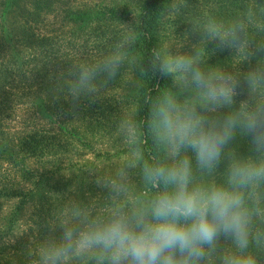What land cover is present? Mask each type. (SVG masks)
Wrapping results in <instances>:
<instances>
[{
	"label": "rangeland",
	"instance_id": "374dc122",
	"mask_svg": "<svg viewBox=\"0 0 264 264\" xmlns=\"http://www.w3.org/2000/svg\"><path fill=\"white\" fill-rule=\"evenodd\" d=\"M141 1L42 0L36 23L33 24L38 42L34 41L28 46L25 42H17V37L8 39L11 34L7 33L5 27L10 29L12 20H14L12 24L18 26L24 9L32 8V4L29 0H16L14 5L6 6V2L0 0V69L4 72L7 71V66L9 69L14 66L11 53L15 44L18 49L23 50L18 51L19 56L22 53L28 54L25 58L28 60L34 55L35 60L42 63L43 68L47 66L48 81L55 80V74H58L55 56L60 55V61L65 62L68 59L66 52H72L74 58L82 60L87 58L88 64L93 62L97 65L109 58L122 60L126 56L124 43L121 49L118 46L113 51L106 49L104 44L108 39H115L118 35L125 34L127 37V33L132 31V22L138 14ZM217 2L218 0H171L161 19L157 38L164 64L170 73L167 90L182 111L187 110L189 104H197L187 103V95L193 98L190 101L200 100L198 104L207 108V112L220 108L228 100L220 99L212 104L206 90L195 86L191 83L190 74L182 73L175 67V61L180 57L189 58L193 63H197L200 55L194 53L202 52V56L204 55L203 40L223 36L226 30L222 23L213 20L203 27L201 26L203 20L201 25L198 18L195 20L201 12L203 14L204 9H214ZM97 7L110 8L105 13L106 17H110L109 20L102 24L100 29L93 23L86 32L77 33L76 22L72 18L80 12H91ZM190 7L196 11L195 18L192 19L187 18L190 12L187 8ZM13 10L16 12H12ZM104 29L108 35L100 36L99 34L104 33L99 31ZM213 31L216 35H213ZM104 48L110 53H104L102 51ZM237 50L241 52L245 49L241 45ZM221 60L218 59L219 64L216 63L214 67L201 72L212 82H217L221 77H230V84L233 87L230 96L232 98L236 93L233 82L239 72L231 65L230 72L225 73ZM127 62V67L121 72L120 80L114 87L97 85L92 88L90 100L96 109L93 112L90 110L91 114L85 115L87 117L83 116L87 110L82 99L80 100L82 96L73 97L76 91L68 81V75L65 80L69 84L67 91L57 86L59 95L53 103L55 93L50 89L51 85L48 88L42 85L43 88L39 91L37 81L33 79L32 73H28L30 69L25 78L22 77V81L17 77L9 85H4L9 87L7 88L9 93L0 95V98H7L5 103L0 102V228L5 216L21 200L23 196L21 192L25 193L27 192L25 190H28L30 183L23 180L25 177L22 176L21 168L41 170L51 179L58 175L61 180L59 184L57 183L59 187L57 194L56 187H47L48 198L43 204L38 201L33 203V199H30L19 209L20 214L12 231L6 238L0 240L1 264L8 256L15 258L17 262L14 264H50L46 253L60 246L59 243L53 246V243L60 241L64 243L63 233L66 228L83 229L85 217L91 220L98 216H107L109 210L116 205L131 204L134 198L141 197L139 187H148L141 175L137 176L139 185L136 182L131 183L132 176L129 175L131 166L139 160L140 152L134 146V141L138 138V120L136 105L132 102L134 99L132 92L137 79L133 72L132 59L128 58ZM24 67L31 68L32 65L25 63ZM64 71L65 69H61V73ZM241 93L246 96V102L256 97L254 90L248 91L245 86ZM199 96L200 98H195ZM38 98L44 101V104L41 102V105H38L40 112L33 104L34 101H39ZM193 109L203 116L196 107ZM33 132H40L44 136L41 159L36 161L25 158L24 162L22 151L17 146L18 140L24 134ZM165 150V158L170 164L172 161L168 157L166 146ZM11 152L16 153L13 155L17 156V163L11 158ZM184 155L191 156V153ZM194 161L193 157V182L202 185L213 184V173L198 171L200 168L194 165ZM55 169L58 171L55 172ZM64 182L67 186H63ZM113 184L123 185L126 191L116 192ZM255 188L248 187L244 190L247 206L253 204L254 196L258 198ZM53 193L55 194L52 195ZM77 212L80 215H76ZM251 213L250 245L248 244L245 254L251 255L256 264H264V241L252 245L253 238H258V229H262L264 225V215L260 211ZM74 218H78V221H74ZM41 223L43 225H40ZM236 252L234 242L230 238L222 237L215 250H209L202 264H222L223 256ZM90 258H96L94 252L78 254L73 249L57 264H88Z\"/></svg>",
	"mask_w": 264,
	"mask_h": 264
},
{
	"label": "clouds",
	"instance_id": "9594fccd",
	"mask_svg": "<svg viewBox=\"0 0 264 264\" xmlns=\"http://www.w3.org/2000/svg\"><path fill=\"white\" fill-rule=\"evenodd\" d=\"M221 42L227 41L221 37ZM117 63V58H109L104 68L114 75ZM175 67L190 74L191 83L206 90L212 104L233 92L230 77L212 82L189 58H178ZM94 76L95 69L85 68L81 81ZM238 126L247 130L254 145L264 147V112L243 121L231 115L221 121L194 109L182 111L171 95L158 98L150 130L154 143L167 147L172 163H143V180L154 195L137 197L130 206L118 204L107 216L85 217L83 229L66 228L64 243L46 253L47 261L57 264L75 249L78 254L94 252L99 264H202L224 237L234 242L237 252L223 256L222 264H256L245 254L252 213L244 190L264 179V163H234L226 186L195 184L192 178V158L199 168L211 170ZM112 187L126 191L120 184Z\"/></svg>",
	"mask_w": 264,
	"mask_h": 264
},
{
	"label": "trees",
	"instance_id": "16d2710c",
	"mask_svg": "<svg viewBox=\"0 0 264 264\" xmlns=\"http://www.w3.org/2000/svg\"><path fill=\"white\" fill-rule=\"evenodd\" d=\"M29 1L32 4V8L24 9L18 22L19 25L14 26V24H12L14 20H12L10 22V29L5 27L7 33L11 34V37L8 36V39L11 40L13 37H17V42H25L28 46L34 41L38 42V36L34 31L33 24L36 23V16L39 14L42 6V0ZM4 2H6V6H10L14 5L16 0H4ZM170 2L171 0H142L138 14L132 22V31L127 33V37L125 34L118 35L117 38L108 39L105 42L104 47L112 51L118 46L120 47L119 49H121V45L124 43L123 47L126 51V56L122 60H118L114 75L110 74V70L104 68L105 62L108 59L99 64L97 63V65L93 62L88 64V62H86L88 61L87 58L84 60L74 58L72 52H66L68 59L65 62L60 61V55L55 56V68L58 70V74H55V80L48 81L47 66L46 68H43L42 63L40 64L36 61L34 55L28 60L25 59L28 54L22 53L19 56L18 51L20 49H18L16 46L17 44H15L11 53V60L13 61L14 66L9 69V66L6 64L8 69L7 71L4 70V72H2L3 69H0V95H7L9 93V90L7 89L9 87L4 85H9L15 81L17 77L22 81L23 78H25V74L30 69L28 73H32L33 79L37 81L39 91L44 85L46 88L51 85L50 89L55 93V96H53L55 97L52 101L53 103L56 102L57 96L59 95L58 88H56L57 86L62 87L63 89L65 88L67 91L69 84H67L65 80L68 75V81L72 83V87H74L76 91V94H73V97L75 98V95H81L84 98L83 100V98L80 97V100L82 99L87 112L82 115L87 117L85 116L87 113L90 115L91 112L96 109V106H94L90 100V91L92 88L97 85H110L111 87H114L118 83L117 81L120 80L121 72L128 65L127 59L131 58L133 72L137 79L136 87L134 88V92H132L134 93V99L132 102L136 105V118L138 120V138L134 141V146L140 152V155L136 164L131 166L132 168L129 175L132 176L131 183L134 184L136 182L138 184L137 176H142L141 170L144 162L169 164L165 158V146L157 145L153 141L150 123L151 109L154 103L158 98H161L164 95H169L167 87L170 82V73L164 64L163 53L160 50L157 36L160 29L161 19ZM109 9L106 7H97L91 12H80L79 14H76L75 18H72V20H75L76 22V32L79 34L86 32L93 23H96L98 29H100L102 24L106 23L110 18L105 16L106 11ZM10 10L11 9L9 8L8 11ZM187 10L190 11L187 14V18H195L196 11H194V8L190 7L189 9L187 8ZM12 12L16 11L13 10ZM197 18L200 20V25L203 20V24L201 25L203 27L208 22L214 20L216 23H222V25L225 26L224 29L226 31L223 33V36L203 40L204 55L202 56V52L194 53V55H200L198 62H194V65L201 71L214 67V64L218 63V59H222L221 64H223V71L225 73H229V67L234 65L235 71L239 72V75H237L235 82H233L236 93H234L232 98H228L220 108H216L212 112H207V108L198 104L200 100L197 99L196 101H190L193 98L191 95H187V103H197L195 105H187V110L196 107L204 117L221 121L229 115L237 117L239 120L243 121L248 116L264 112V0H218L217 6L214 9H204L203 14L201 12L195 20ZM13 19H16V17H13ZM99 32L104 33L99 34L100 36L108 35L106 29L100 30ZM221 37L227 42L221 44ZM233 40L236 41L235 44L231 43ZM108 44L110 45L108 46ZM241 45L245 50L240 52L237 50V47ZM233 46H235V48H233ZM105 48L102 51L104 53H110V51ZM25 63L27 65L31 64L32 67H24ZM85 68L95 69V76L90 81L82 82L81 72ZM61 69H65L64 73H61ZM244 86L247 87L248 91L254 90L256 97L252 100H247L246 102V96L241 93ZM257 92L260 93L257 94ZM195 98H200V96ZM38 100L39 101H34L33 104L40 112L38 105H41V102L44 104V101L41 98H38ZM89 100V104L86 105V102ZM6 101L7 98H0L1 103H5ZM89 118H91V116H89ZM43 143L44 136L40 132L24 134L18 140L17 144L19 150L22 151L24 162L26 160L25 158L28 160L31 158L36 161L40 160ZM13 154L16 153L11 152V158L16 162L17 156ZM13 156L15 157L13 158ZM193 163L197 166L195 161ZM234 163L253 165L264 163V147L258 148L254 145L247 130L242 126H238L233 130L232 139L223 147L220 159L216 166L211 170L200 168L198 171L213 173V184L226 186L228 182L227 180L229 179L230 168ZM193 169L194 167L192 166V170ZM20 170L22 176L25 177L23 180H27L30 184L28 190H25L27 192H21V195H23L21 200H19L18 203L13 206L9 214L5 216L0 228V240L6 238L10 231H12V228L15 226L17 218L19 217V209L22 205L30 199H33V203L38 201L43 204L48 198L49 190L47 187H56V194L59 190L57 183L59 184L61 179L58 178V175L57 177L54 175L51 179L47 177V174H43L41 170H24L22 168ZM56 171L58 170L55 169V172ZM125 171L127 172V170ZM133 172H135V175H133ZM144 184L146 183L144 182ZM63 186H67V183L64 182ZM249 188H255L258 192V198L254 196L253 204L248 205V207L250 206V211L254 213L260 211L264 215V179L257 181L255 185H250ZM138 191L140 192L139 196L144 199L151 198L154 195V190L151 189L150 186L147 188L139 187ZM128 205L130 206V204ZM88 217L91 218L89 215ZM40 219L43 221L42 217ZM77 219L78 218H74V221H78ZM40 225H43V223ZM262 226V229H258V238H253V246L264 241V225ZM58 243L62 245L60 241L53 243V246ZM1 261L0 258V264ZM15 262H17L15 258L8 256L3 260L2 264H14ZM88 264H99V261L97 258H90Z\"/></svg>",
	"mask_w": 264,
	"mask_h": 264
}]
</instances>
